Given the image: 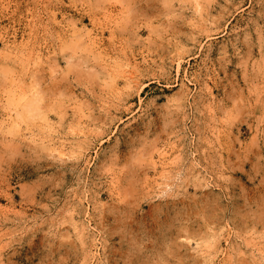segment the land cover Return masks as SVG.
Returning a JSON list of instances; mask_svg holds the SVG:
<instances>
[{
  "label": "rangeland",
  "instance_id": "obj_1",
  "mask_svg": "<svg viewBox=\"0 0 264 264\" xmlns=\"http://www.w3.org/2000/svg\"><path fill=\"white\" fill-rule=\"evenodd\" d=\"M0 264H264V0H0Z\"/></svg>",
  "mask_w": 264,
  "mask_h": 264
},
{
  "label": "bare ground",
  "instance_id": "obj_2",
  "mask_svg": "<svg viewBox=\"0 0 264 264\" xmlns=\"http://www.w3.org/2000/svg\"><path fill=\"white\" fill-rule=\"evenodd\" d=\"M16 50H17V49H16ZM127 77H128V76H127ZM32 101H33V100H32ZM26 103H28V102H26ZM29 103H30V101H29ZM31 103H32V102H31ZM28 105H30V104H27V106H28ZM24 106H25V105H24ZM30 106H31V105H30ZM30 106H28V107H30ZM33 107H36V106L33 105ZM24 108H27V107L25 106ZM31 108H32V107H31ZM27 109H28V108H27ZM32 109H33V108H32ZM30 110H31V109H30ZM26 111H27V110H26ZM32 112H34V111H32ZM28 113H29V112H28ZM29 115H30V114H29ZM25 117H26V116H25Z\"/></svg>",
  "mask_w": 264,
  "mask_h": 264
}]
</instances>
